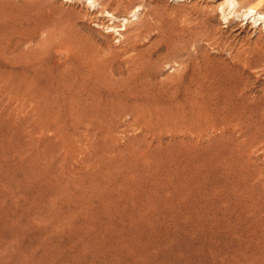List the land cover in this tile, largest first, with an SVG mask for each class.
Returning a JSON list of instances; mask_svg holds the SVG:
<instances>
[{"label":"rangeland","instance_id":"1","mask_svg":"<svg viewBox=\"0 0 264 264\" xmlns=\"http://www.w3.org/2000/svg\"><path fill=\"white\" fill-rule=\"evenodd\" d=\"M0 264H264V0H0Z\"/></svg>","mask_w":264,"mask_h":264},{"label":"bare ground","instance_id":"2","mask_svg":"<svg viewBox=\"0 0 264 264\" xmlns=\"http://www.w3.org/2000/svg\"><path fill=\"white\" fill-rule=\"evenodd\" d=\"M237 128V127H236Z\"/></svg>","mask_w":264,"mask_h":264}]
</instances>
